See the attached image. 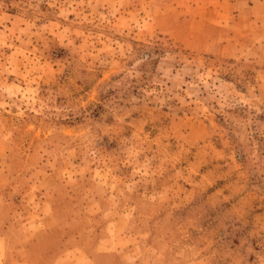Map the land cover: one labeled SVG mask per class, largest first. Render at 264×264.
Wrapping results in <instances>:
<instances>
[{
  "label": "rangeland",
  "instance_id": "rangeland-1",
  "mask_svg": "<svg viewBox=\"0 0 264 264\" xmlns=\"http://www.w3.org/2000/svg\"><path fill=\"white\" fill-rule=\"evenodd\" d=\"M0 264H264V0H0Z\"/></svg>",
  "mask_w": 264,
  "mask_h": 264
}]
</instances>
